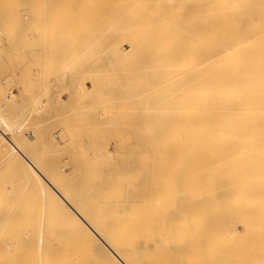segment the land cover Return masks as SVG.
Segmentation results:
<instances>
[{
    "label": "bare ground",
    "instance_id": "bare-ground-1",
    "mask_svg": "<svg viewBox=\"0 0 264 264\" xmlns=\"http://www.w3.org/2000/svg\"><path fill=\"white\" fill-rule=\"evenodd\" d=\"M0 1H3V0H0ZM31 1L29 0V3ZM35 1L37 3V1L39 0H35ZM76 1L77 0H73L74 3H72V0L71 1L69 0V3L66 4V2L63 3V0H61V2L60 0L59 2L58 0L57 2L55 0L52 5L56 6L57 4L58 5L66 4V6L69 5L68 7H70V5H72V7L75 5L76 8L77 7L79 8L80 6V8L84 7L86 9L87 8L92 9L94 7L95 10H99V12L103 11V13L105 12L104 10H106V13H108L110 9H111L110 11L117 9L118 12L120 13L118 14L119 17H117L116 16L117 14L115 15L114 12H112L114 14V15L112 14L113 20H111L110 16L108 15L111 22H108L110 21L109 19L105 18L107 20L106 22V20L103 21L102 18H100L101 21L98 20L99 23L94 21L95 23L91 24L92 22L91 21L90 24H88V27L89 25H92V27H94L92 28L90 26V28H92V29L89 28L90 34L94 31L95 28H96L94 31L95 33H96V30H97V33L99 31L102 33L101 37H100L101 34H99L100 32L98 34L97 33L95 34L94 37L96 38V40L95 38L94 39L91 38L92 40H94L93 47H91L92 40H90V42L88 40L89 44L87 45L88 46L90 45L88 47L84 44L86 39H82V42H80L81 41L79 39L80 37L78 38L80 41L78 39L75 40L72 38V40H74V43H76L75 41H79L78 42L79 46L85 40L83 43V46H81L82 52L85 47L91 48V49L95 47L97 51H98V47H100V51H101V48L103 47L102 49L105 50V45L108 46L106 48L108 50L109 46H111L112 44H114L115 46L119 44L118 40L123 39L122 43H124L123 45L124 47L123 48L121 47L123 51L120 49L117 50V48L121 46L122 43L121 45H117L118 47L117 46L116 48L114 47L116 51H119V52H116L113 49V47L110 48V50L113 49L111 53L114 51L116 52V55L114 58L115 60L112 58H109V59H112V61L118 62L119 61L118 59H120L122 56L124 57V55H126L127 53L131 54V57L134 56V51H135V54H137L135 55V57L138 56V58L136 57L137 58L136 60L134 57L132 58L135 61H133V65L131 64V66L129 67L130 68L133 67V70L136 71V74H134L135 72H132V70L130 69L131 74L134 76L136 75L135 76L136 79L135 77L133 78V76H131L132 79L131 78L130 79L131 80L134 79L133 82L135 80L137 81V82L135 81L137 84L134 82V84H136V86L134 87H137V89H134V90L135 91L137 90L136 92H138L139 96L134 90H133L134 92L132 93V91L128 89L129 91H131V93L129 91L128 92L131 94V100L137 101L136 99L140 97L139 98V100H141L140 107L141 106L142 107L141 108L138 107L140 109L137 110L136 109L137 107H135L137 104H135L136 102L133 101L132 107L133 108L135 107V108L134 109L132 108V110H135L134 111L135 115H138L139 113L138 111H140L139 115L142 114L141 116L142 118L139 116H136V117H139V119L141 118L142 122L139 121V119L138 121L141 123L136 122L137 118H135V116L133 115L134 112H131V110L129 112H131L132 114L128 113L129 115L127 116H130L132 118L131 115H133L135 119L134 118L132 119L135 120V122L132 121V119L127 116L121 115L123 116L122 117L123 120L125 117L129 118L128 120L126 119L128 121L127 123L126 121H123L122 119L120 120L121 118L119 117L120 115L118 116L119 118L117 117V114H118L117 109L121 108V110L124 111L129 107L127 105H126L127 108L123 107L124 109H122V107L120 106L118 107L114 103L115 106H117L118 108L117 109L114 108L115 111L114 109L112 110H113V114L114 112L117 113L115 115L118 118V119L116 118L117 122L119 120V121H123V123L125 122L126 124L130 123V126H133L132 124L136 126L135 129H132V127L130 126L128 127L129 124L126 126V124L124 123L125 126L131 130V132H129V129H126L129 132L128 134L133 138V140L135 139V137L139 139L137 143H139L138 144L139 146L140 144H142L143 146L141 145L140 148L145 151V152L142 151L139 148V146L138 147L136 146L137 152L133 149L134 155L129 154L131 158V159L129 158L130 161L131 162L135 161L137 165L135 162L134 164H132L131 162L127 163L126 161H129V160H126V158H124L125 160H123L128 165L129 168L128 167L127 168L129 170L131 167L133 168L137 167V169L141 167L140 168L141 170H138L139 172L141 171V174L140 173L138 174L140 175L139 180H141V181L138 180L140 182V185L137 187L138 183H136L135 185L136 188H133L137 192L132 190V188H130L131 183L128 185L129 182H127L129 178L134 177L132 173L136 174V171H137L136 169L135 170L133 169L135 171L134 172L131 168V171H133V172L130 171L132 176L130 175V172L128 170L130 177L129 175L126 174L127 168H126V171L124 169L125 175L127 177H125L126 181H125V178H123L124 181H122V182H127L126 186L130 188L129 189L130 195L132 193L130 190H132L133 193H138V191L139 193L136 194L135 196L132 193L133 198H130L131 196H129V193L128 194L125 193L127 197L128 196L129 197L128 198L124 197L125 201H123L124 200V198H122L123 195L122 197L120 196L118 188L123 189L124 187L122 186L124 183H121V179L122 177H124V175L122 176L121 173L123 172L122 168H125L124 167L125 162L123 163L122 167L118 166L119 164L121 166V163H117L118 164L117 166L116 164H113L115 165V167L114 168L112 167V168L115 169L114 170L115 172L117 171L116 169H118L116 167L120 168L118 169L119 173L118 171L116 173L121 174L122 177L121 176H120L121 178L118 177L119 175L117 176L116 174H113L114 171H112L111 174L115 176L112 175L113 178H111L112 176L110 177L112 179V185H111V182H109L110 181V178H109V181H108V183L110 184L109 185L106 182L108 179H105V181L103 179L105 177L108 178L110 174L108 177L106 174V176H103L104 178H102V175H101V178L103 180V181L101 180L102 183L105 182L103 184L104 185L103 191H105V189L108 190L112 186L110 188L111 190L109 189V191L112 192V188L114 187L113 192H112L114 193V191H116L115 187H117V192L119 194L115 192L113 195L115 196L119 195L116 198L124 202V203L122 202L123 203L122 204L121 202H119V200H117V203L119 205L120 203L124 205L127 202V200H129V198L130 200L127 202L128 205L126 203V205L123 206L124 210L123 212H121V214L120 213L118 214V212L114 211L115 213H117L114 217L118 215V217L116 218L117 220H115L112 217V215L111 217L113 219L111 217H109V219L114 220V221H110L106 218L97 220V218L99 217L101 218L104 216L105 217L110 216V213L106 211V208H108V203L112 204L113 200L116 201L115 200L116 198H113L111 202L110 200L112 199V197H115V196L111 195L109 191H105L104 193L100 189V187L102 188V183L99 180V177H98V181L100 182L95 181V184H93L94 182L91 181L94 186L97 185L96 182L99 183L98 187L95 186L96 188H94V186L92 184H91L92 186L88 184L87 181L85 182V180L83 181L80 180L81 176L78 177L77 175V177L79 178L77 179L78 181L77 184L80 183L81 181L83 182V183L81 182L82 184L81 186L83 187L79 186V188L81 187V190L78 189V185L76 186L77 188L75 187V189H78L77 191H80L79 193H81L80 194L81 196L79 195L82 198V199L80 198L81 200H84L87 198L89 199V201L91 200L90 202H93L92 199L94 197L92 198V195H91L92 193H90L91 190L90 188H88L90 186L94 189V190L92 189V192H94L93 195L96 194L95 196L96 198H94V201L96 202V204H97V201L99 200V199L97 200V195L100 196L99 192H101V196H104V197H98L100 198V200L101 198H103L101 201L105 199L110 201V202L108 201V203L104 201L106 205H103V206L101 205L103 204V202L100 204L101 201H98L99 204L97 205L95 204V207H94L93 205L94 202L91 205V203L88 200H85L86 202L88 201L90 203L89 204L87 202L89 204V207L90 205L92 208L94 207L93 209L91 207L89 209V207L87 206L88 208L87 211L90 212L87 215L86 213L87 211H85L86 208H84L86 205L85 206L83 205L85 204V202L79 200L83 202L80 204H82V206L84 207H82L80 204H79V207L78 206L74 207L79 202L75 200V198H78L77 196L73 197L71 195L72 193L73 195L76 194V190L71 193L72 191L71 189H73V184L76 185L75 183L76 181L73 182V184H71L72 183L71 181L76 180L75 178L76 174L72 176V172L68 170L63 174L62 173L60 174L61 165L60 166L58 165L59 167L56 165L57 169L60 168L59 170H57L56 166L54 165V169H56L57 171L54 169L50 171L51 174L53 170L55 171V172L53 171L54 176L52 175L54 178L51 175H47L50 172L47 173L46 170H45L46 172L44 171L42 172V170L40 169L41 167L39 168L38 165L33 161L34 159L30 158L31 155L28 154L29 151H26L25 149L26 144H23V142L25 141L22 140L23 142H21V140L19 141L17 139V138L22 139L19 133H21L22 129H24L23 128L24 126L21 128L23 124L20 126L21 131L18 132V130H16V127H15L16 125L14 126V124H12L10 120L7 119L10 117H5L3 115L4 114L3 111H0V147L1 149L4 152L8 153L10 156H13V158L15 157L19 159L17 160V162L23 161L24 163L27 164L26 167L23 166V168L25 167V174L30 177L28 178L30 179L31 182H33L37 186H41L42 188L41 191L43 192L42 195L44 196L42 197V199L45 198L44 199L45 202L47 200L48 204H50V207L52 209L54 208L53 210H54L55 215L58 214L61 217L63 216L65 218L68 216V218H70L73 221L72 225L74 224L73 227L75 226V229H76L74 230L82 232L89 239V243H90L89 245L92 248V249L91 248L89 249H91L92 255L98 264H264V0H120V1L116 0L112 2H110L109 0L108 1L107 0L105 1L104 0L103 1L102 0L101 1L100 0L99 1L98 0H85V1L78 0L79 2L78 1L76 2ZM4 2H5V5L8 4L6 0H4ZM50 2L51 0H48V2L45 0H42V6L51 4ZM12 3L10 2L7 5L8 7L3 5L4 4L3 3L2 4L3 7L1 6L0 7L1 9L2 8L4 9L6 7L5 8L6 10L13 11L14 10L13 7L16 10L17 5H20L19 0L17 2L15 0V2L13 3V4L16 3V7L15 5L13 6ZM38 3L36 6L37 8L39 7L40 9L41 1H39ZM35 5H33V7ZM9 6H11L10 9H8ZM55 6L53 8H55ZM57 8L58 7H56L55 9L56 12H57ZM98 8H102L103 10L98 9ZM66 10L67 12L69 11L68 9ZM75 10L73 9V11ZM92 10L94 11V9ZM117 10H115V12H117ZM46 13L45 14L47 16H45L44 14L45 18L50 17L48 20L54 19V21H51V22H55L56 18L58 19V15L56 17V14H55L56 18L53 16L54 13L52 12V10H51V13L53 15H51L49 12H46ZM71 13H72V10H71ZM93 13L94 12H92V15ZM48 14H50V16ZM87 14H89V12H87ZM84 15L85 14H83V16ZM70 17L69 19H71ZM114 17H117V18L114 19ZM45 18L44 20H46V23H47L48 20L47 18L46 19ZM73 18L74 20L73 19L71 20L75 22V16ZM90 18H92V16ZM85 20H87V18ZM66 21H68V24L71 25V23H69V20H66ZM56 22L58 23L59 19ZM84 22L85 21H83L82 23ZM48 23L46 25H48ZM87 23H89V21ZM43 24L45 25V23ZM39 25L40 24L38 23V25L36 26H39ZM54 25L56 26V23ZM54 25H51V26L54 27ZM57 25H59V23ZM74 25H77V23ZM48 26L51 29L50 24ZM74 27L76 28V26ZM45 29L43 28L44 31L50 32V30L48 31V28H45ZM73 31H76V30H73ZM38 33H40V31ZM88 33L85 34V36L89 35ZM83 35L84 34H82V36ZM100 41L101 43L103 44L105 43V44L102 46L100 44ZM65 44L67 43L65 42ZM76 44L74 45V49H76L75 48ZM76 47L78 49L80 48L78 46ZM94 49L91 50L93 51L92 58L100 54V52L98 53L95 50L97 52V55H96V52H94ZM89 50L90 49H88L87 56L90 52ZM131 50L132 51L134 50L133 54L131 53ZM120 51H122V53L124 54L120 53ZM82 52H81V56L84 55V52H83V55H82ZM62 53H65V52L63 51ZM70 53H74V51L71 52L70 50ZM77 54H80V50H79V53ZM108 55H112V54H108ZM70 56L72 57L71 54ZM70 56L68 55L69 58ZM81 56H80L79 61L81 60L85 62L86 65L83 64V66L82 67L80 66L81 68H79L78 70L83 69L85 71L86 70L85 67L88 64L87 62L88 60L84 61L83 59H81ZM112 56L114 57V55ZM116 56L118 58L117 59L118 61L116 60ZM86 57H83V58H86ZM106 57H105V61H104V57L101 58L103 59V61H101L100 57H99L100 60L97 58L96 61L98 62L100 61V63L104 62L103 65L106 66V63L107 62L110 63L109 61H111L108 59L109 56L107 58ZM126 57L130 59L129 55L125 56L124 59H127ZM72 59H74V57H72ZM86 59H89L90 62L92 61L91 63L93 64L94 61L90 59V56H88ZM106 59H108V61ZM128 59H127L128 64L126 63V65H129L132 62V60H128ZM75 61L74 63L71 62L70 64L74 65ZM98 62H95V63L101 66ZM125 62L126 61H124V63ZM95 63L93 64L94 66H95ZM77 65L79 67V65H81L80 62ZM77 65L75 66L77 67ZM98 65L95 66L96 67L95 69L97 70H98L97 67H99ZM117 65H120V67L122 66L121 63H118ZM75 66H73L71 69L73 70ZM108 66L110 67L109 64ZM89 67L90 69L87 68V70L88 69L91 70L93 66L91 65ZM101 69H103V66ZM101 69L99 71H101ZM106 69L107 67H105V71ZM111 70L114 71V68H112ZM124 70L126 69L124 68ZM75 71H76L75 73L78 76L77 70ZM84 71H82V74H81L82 80H84V76L86 75L84 74L86 73ZM92 71H94V68ZM92 71H91V74L94 73L96 70L94 72ZM103 71L104 70H102L101 72ZM75 73H74V78H78V77H75L76 75ZM95 73H98V72H95ZM105 73L106 72H104L103 74ZM60 74L62 73L60 72ZM88 74L90 73L88 72ZM105 75H107V73ZM90 76H87V78ZM96 76H97L96 74L94 75V77L91 76L92 78H90V80H91V85L96 86L98 89L99 88L98 86L100 85L98 86L96 85L98 83ZM126 76H129V75H126ZM57 77L55 81L58 79ZM62 78L64 79L63 84L65 85V83H67V81L65 80L66 78L64 77ZM119 80L117 81L119 82ZM123 80L120 81L123 87L126 85L130 87L133 84L131 82L130 83L127 82L126 80L125 81L127 83H123L124 82ZM114 82L112 84H114ZM109 83H110V80H109ZM109 83L106 82L105 84H108L110 86ZM105 84H103V86ZM118 86L120 87L121 84ZM115 87L111 86L110 88L113 89ZM123 87L121 86L119 89H122ZM84 89H86V87H84ZM114 90L115 89L113 90L110 89V92L108 91L109 95L111 91L114 92ZM102 91L104 92V89H102ZM106 91L104 93L105 96L107 95ZM94 93H95V90H94ZM116 93L117 92H115V94ZM134 93H136L138 98L137 97L136 98L133 97L134 99L132 98V94L135 95ZM88 94H89V91H88ZM118 96H116L115 98L116 100H120L121 102L122 99H119L121 98V96L117 99ZM125 96H127V94ZM125 96H123L124 100L126 98ZM88 97H89L88 99H90L91 96H88ZM99 99H101V97ZM128 99L129 100H126V102L130 101V98ZM77 101H78V98H77ZM112 102L113 101L110 99H108L107 101V103L109 104H112ZM120 102L118 103L119 105L124 104L125 106L126 102L124 103L123 100H122L123 103L120 104ZM138 102L140 103V101ZM107 103H105V105ZM78 104L80 105V103ZM81 104H83V102ZM96 106H99V104ZM106 106H103V107H106ZM103 107L101 106V108L104 110ZM98 108L99 107L94 108V110L96 112L100 111L98 110ZM129 108L131 109V107ZM107 109L108 108H106L105 113L108 112ZM110 109L111 107L109 108V110ZM78 111H82V110L79 109ZM92 111L88 110V112H90L88 113V115H91ZM111 112L112 111L110 110V114H112ZM119 112H121L120 109H119ZM85 113L84 115L86 117ZM93 114L95 113L93 112ZM97 115L99 116V114ZM104 115H107V114H104ZM112 116L108 115V116H105V118L107 117L112 118ZM89 117L90 116L87 117L88 121L90 119ZM81 118H83V115L81 116ZM100 119L104 120L103 117ZM116 119L114 120L116 121ZM130 119L132 122L131 121L129 122ZM78 120L79 122L81 121V119H78ZM97 121L99 122L100 120H97ZM100 122L103 124L104 121L103 122L100 121ZM135 123L139 124V126L141 124V126L138 128H142V129H137L138 125H135ZM76 124L72 127H75ZM111 124H113V122ZM111 124L109 122V125ZM116 124H119V122ZM149 124H151V126L152 124H154L155 128L157 126L156 130H154L156 133L153 131V129H151L153 127H150ZM80 125L83 126L84 124L81 123ZM91 125L93 127L92 123ZM120 125L119 127H121ZM144 125H147L150 127L151 130L149 129V127H147L148 129L146 128L147 130H150L148 133H146L147 130L145 131L146 126ZM81 127L79 126V128ZM98 127L101 128L102 126H97L96 128ZM90 128L88 127L87 130ZM107 128L111 129L110 126L106 127L105 129ZM122 128H125V127H122ZM136 129L137 131L143 130L144 131L143 135L145 133L149 134V137L148 135L146 136L145 134V136L148 137L147 139H150L152 135H154L153 137L155 138V140H152L153 138L152 137L150 140H148V143H146L147 139L143 138L144 136L141 135L142 131H139L138 133H136L137 132ZM78 130L79 129L75 131H78ZM132 130H133V133L136 134L134 135L135 137L132 136L133 135ZM15 131H17V134L19 135L17 137V135L15 136V134H13L14 137H17L16 140L12 136L11 137L7 136L9 133L11 134L12 132L15 133ZM109 131L110 130H108L107 132ZM151 131H153L154 134L151 135L152 133ZM81 132H82V129L81 131H78V133L83 135L82 134L83 132L82 133ZM89 132L92 133V131H89ZM98 132H101V130H99ZM120 132L121 130H118V133ZM101 133H105V132H101ZM118 133L116 131L117 135ZM88 134H86V136ZM98 134L100 136V133ZM98 134H96L97 137H98ZM128 134H127L128 137L126 136V134H123V135L127 137V140L129 142L131 138H129L130 136ZM137 134H139L138 135L139 137H137ZM155 134L157 135L155 136ZM46 135H48V133ZM71 137H73V134H71ZM104 137H105V134H104ZM120 137L122 138L123 136H120ZM141 137L143 140L141 139ZM75 138L76 139H74L73 137L74 139L73 143L74 142L75 143L72 145L77 144L76 140L78 137L76 136ZM88 139H91V138H88ZM137 139L135 141H137ZM122 140L124 141V139ZM151 140L152 142H150ZM52 142L58 143L56 138H54ZM106 142H108V140H106ZM132 142L134 141L130 140V142L128 143V145H131L130 147L127 145L128 149L131 147H134L132 146L133 145ZM137 143L135 144L137 145ZM87 144H89L88 145L89 147L90 143L87 142ZM24 145L25 147H23ZM116 145L119 146V143L115 144V146ZM127 146L125 145L123 147L122 145V150H124ZM69 147H72V146H69ZM100 148H104V147H100ZM138 148L143 153H145V154H140V155H143V156L146 155V156H144L143 158L142 156L138 157L137 155H139L140 153V150ZM151 148L152 150L153 148L156 149L152 151L156 153V155L154 154L152 156L149 153L150 154L149 156V154H147V151H148L147 149H151ZM83 149H85V147H83ZM87 149L89 150V148ZM90 149H92V147ZM118 149H120V146ZM103 150L104 149H102V151ZM130 150L125 149V151H128V152H125L126 157L128 156L126 153H129ZM78 151L80 152L81 150H77L75 152L76 155H78L77 154ZM84 151H86L85 153H87L86 149L83 150V152ZM81 152L79 153V157H80ZM96 152L98 153V151ZM136 153L138 154L135 155ZM99 156H102V154ZM103 156H105V154ZM132 156H135V157L137 156L138 158L134 157V161H132L133 159ZM97 158L99 159L100 157H97ZM97 158L96 159L94 158V159L97 161ZM139 158L140 159L142 158L141 160L144 159L143 162L145 163H143V165H140L138 167V165L140 164ZM75 159H78V158H75ZM83 159H85V157ZM83 159L81 160L79 159L81 163ZM137 159L139 161H137ZM90 160H93V159H90ZM14 161H16V159ZM86 161L84 162L87 165L88 164L87 162L89 161L87 162ZM103 161L100 160L101 164ZM121 161L122 160H120V162ZM149 161H152V162H149ZM92 162L91 164H94V166L95 165L97 166V164L92 163ZM24 163L21 162L19 164L23 165ZM77 163H79V161ZM91 166L88 165L87 167L91 168ZM109 166L111 167L112 163L111 165L109 163ZM52 167H50V169ZM73 168L70 167V169H73ZM82 168L85 169L84 167ZM101 168H104V166ZM113 169H110V170H113ZM106 171L108 172V169ZM106 171L104 172L107 173ZM69 173H71V178L74 177L72 180L71 178H69L70 175L68 176ZM55 174H57L58 176L57 175L55 176ZM64 174L65 175L67 174L68 176L67 178H69V181L66 178V176H64V179H66L67 181L63 179V176L61 175H64ZM91 174L89 172V175H85V179L86 177L89 179L90 178L89 176H91ZM93 174H95V172ZM97 174H101V173H97ZM79 175H84V174L82 173ZM97 176H100V175L94 176V179L96 178L97 180ZM58 177H61L60 182H59ZM115 177H118V179H120V184H122L121 185L122 187H119L120 185L118 183L119 182L118 179H115L116 181L114 180L115 183L113 184L114 182L113 179ZM32 178L34 179L35 182L33 181ZM55 178H57V180H55ZM92 178L93 177H91V179ZM62 180L66 181L65 189L70 188L68 186L69 184L70 186L72 185V188H70L71 191L70 190L66 191L65 189L64 191L62 190L63 188L61 190L59 189L60 187L59 185H61V187H63L64 185V182ZM56 181L59 183L63 182V185L62 184L58 185ZM134 181L135 179L133 178V182ZM68 182L69 184L66 187V184ZM84 183H87L89 186L86 184L88 186L87 187ZM89 183H90V180H89ZM83 184L87 187L88 191H90L89 192L90 196H87V197L84 196L86 197L84 199H83V193L84 195H86L84 192L86 188L84 190L82 189L85 187ZM97 188H99L98 191L97 190L95 191V189ZM122 189L121 191L123 192L120 191L121 194H124V192H127ZM108 192L111 195V199H110V195H108ZM105 194H107L108 196H106ZM106 197H109V199H107ZM120 197L122 199H120ZM73 200L77 203L73 202ZM113 203L114 204H112V206L113 208H115L114 205L116 204L115 206H117L118 204L116 202H113ZM98 205H101L100 208L101 207L102 208L99 209L98 214H96L97 213L96 206ZM122 205L120 206V208L116 207L118 208V211L119 209H121ZM102 209L107 214L102 212L101 211ZM93 210H96V211H93ZM100 212L102 213V216ZM91 213H94L95 215L93 214L94 216H92ZM90 214L94 218V219L92 218L93 220L90 219ZM104 214H106L107 216ZM70 229L71 228H69V230ZM69 230L68 232H70ZM47 235L44 234V236H47ZM83 245H85V243H83ZM44 264H51V263L45 262ZM56 264H63V263H56Z\"/></svg>",
    "mask_w": 264,
    "mask_h": 264
},
{
    "label": "rangeland",
    "instance_id": "rangeland-1",
    "mask_svg": "<svg viewBox=\"0 0 264 264\" xmlns=\"http://www.w3.org/2000/svg\"><path fill=\"white\" fill-rule=\"evenodd\" d=\"M18 0H16V2H17ZM20 1V5H17V9L15 10V8L13 7V11L12 10H10V11H8V10H6L5 8L3 9H1V7H3L2 6V4L3 5H5V2H4V0L3 1H0L1 3H0V108H2V109H0V111H3L4 112V116L5 117H10V118H7L8 120H10V122L12 123V124H14V126L16 127V130H18V132L19 131H21L20 129L23 127L24 129H22V131H21V133H19V135H20V137L22 138V139H20V138H17L19 135L17 134V131H15V133H13L12 132V134L11 133H9L7 136L8 137H14V135L13 134H15V136L17 135V137H14L15 138V140H16V138L20 141L21 140V142H23V141H25V142H23V144H26V151H29L28 152V154H30L31 156H33V157H31L30 156V158H32V159H34L33 161L38 165V167L42 170V172L44 171V172H46L47 171V173L48 172H50L52 169H54V165L56 166H60V168H61V172H60V174L62 173H65L67 170L68 171H70V172H72V176L73 175H75L76 174V176H75V178H76V180H72L73 178H71V173H69L68 174V176H69V178H71V184H73V182H75L76 183V185L75 184H73V189H71L70 190V188H72V185L70 186V184H69V182L66 184V187H67V185L70 187L69 189H65V182L67 181L66 179H64V176H66V178L68 177L67 176V174L65 175H61V176H63V179L64 180H66V181H64V180H62L63 182H64V185H63V182H61V183H59L60 182V178L61 177H58V179H59V182H57V184L59 185V184H62L63 185V187H61V185H59L60 187H59V189L61 190L62 188V190H70L71 191V193L73 192V191H75L76 190V194L75 195H73V193L71 194L73 197L74 196H77L78 198H75V200H77V201H79V200H81L82 198L80 197L81 195V193H79L80 191H77L78 189L79 190H81V187H83V186H81L82 184H81V182L83 181V180H85V182L87 181V183L88 184H92V182L91 181H93L94 183L93 184H95V181H98V177H99V180L101 181L102 180V178H104L103 176H106V174H107V177L109 176V174H110V176L108 177V178H104L103 180L105 181V179H108L106 182L108 183V181H109V178L113 175V174H116L118 177H120L121 176V174H122V176L124 175V177H122V179H121V183H124L123 185L122 184H120V179H118V177H115L114 179H113V181L115 180V179H118L119 180V185H117V186H119V187H122V186H124L125 187V189H124V187H123V189L122 188H118L119 189V193H120V196L122 197V195H123V197L122 198H124V197H126V198H128L129 196H131L130 198H133V194H134V196L136 195V194H138L139 193V191H138V193H133V191L132 190H134L133 188H136V183H138V185H137V187L140 185V182L139 181H141V180H139V178H140V175H138L139 173L141 174V171L139 172L138 170H141L140 168L141 167H139L140 165H143V163H145V162H143V160H141L144 156H146V155H140V154H145V153H143L142 151H144V150H142L141 148H140V146L142 145V144H140V146L138 145L139 143H137L138 142V140L139 139H137L134 135H136L135 133H133V130H132V133H133V135L132 136H134L135 137V139L133 140V138L128 134L129 132H131V130L129 129V128H127L126 126L128 125V127L130 126V123H128V124H126L128 121V119L129 118H131L130 116H127V115H129L131 112H134L135 110H132V106H133V104H132V102L134 101V100H131V91H132V93L135 91L134 89H137V87H134V86H136V84H134V82H133V80H131L132 79V77L131 76H133V78L136 76H134V75H132L131 74V70H132V72H135L134 74H136V71L135 70H133V67H129V66H131V64L133 65V61H135L137 58H138V56H136L135 57V55H137V54H135V51H134V56H132L131 57V54H129V53H127L126 55H124V57L122 56H120L121 58L120 59H118L117 58V56H116V60L118 61V62H115V61H112V59H114L115 58V55H116V52H119V51H116V46L117 45H121V43L123 42V39H120V40H118L119 41V44H117V45H115L114 46V44H112L111 46H109V48H108V50L106 49L108 46H106L105 45V50H107V51H105V50H103L102 48H101V51H100V47H98V51L96 50V48L94 49V52H100V54L98 55V56H96V57H94V58H92L93 56H92V54H93V51H91V50H93V49H91V48H87V47H85L84 48V50H83V52H84V55H83V52H82V47L81 46H83V43H84V41H83V43L79 46L78 44V42L80 41V42H82V39H86V41H85V45L86 46H88L87 44H89V42H90V40H92V39H94L95 37V34L97 33V30H96V33L94 32L95 31V29H94V31L90 34V29H92V28H94V27H92V25H89V27H88V24H90V22H91V24H93V23H95V22H98V20L99 21H101L100 20V18H102V20L104 21V20H106V19H109V17H108V15L110 16V19L111 20H113L112 18H113V16H112V12H114V14L117 16V17H119L118 16V14H120L119 12H118V10L117 9H114V8H112V9H114V10H112V11H108V13H106V10H104L105 12L103 13V11H101V12H99V10H95V8L93 7L92 9H94V11L92 10V9H86V8H80V6H79V8L77 7L76 8V6H75V8H74V6L72 7V5H70V7H68L69 5H67L66 6V4H68L69 3V0H63V3H65L66 2V4L65 5H63V4H61V5H52L53 4V2L55 1V0H51V4H48V5H43L42 6V0H39V1H41V4H40V9H39V7L37 8V3L39 2V1H37V3H36V1L34 0V2H33V0L29 3V0H19ZM27 1H28V3L30 4H28L27 3ZM45 1H47L48 2V0H45ZM71 1V0H70ZM78 1V0H77ZM76 1V2H77ZM80 1V0H79ZM78 1V2H79ZM85 1V0H84ZM99 1V0H98ZM101 1V0H100ZM103 1V0H102ZM105 1V0H104ZM108 1V0H107ZM110 2H112V1H116V0H109ZM120 1V0H119ZM3 2V3H2ZM6 2L9 4L10 2L12 3H14L15 2V0H6ZM33 2V3H32ZM56 2H57V0H56ZM58 2H59V0H58ZM60 2H61V0H60ZM12 3V4H13ZM22 3V4H21ZM27 3V4H26ZM31 3H32V5H31ZM35 3H36V5H35ZM72 3H74L73 2V0H72ZM7 4V5H8ZM18 4V3H17ZM54 4H56V3H54ZM70 4H71V2H70ZM7 5H5V6H7ZM15 5V7H16V3L15 4H13V6ZM33 5H35L34 7H33ZM38 5H39V3H38ZM44 6H46V7H44ZM51 6H52V8H51ZM55 6V8H53ZM64 6V7H63ZM8 7V6H7ZM10 7L11 6H9V8L8 9H10ZM20 8V10H19V8ZM56 7H58L57 8V12H56ZM68 7V8H67ZM42 8H43V10H42ZM46 8V9H45ZM68 9L69 11V14H68V12H67V10L66 9ZM47 9H48V11H47ZM50 9V10H49ZM58 9H60V10H58ZM63 9H65V10H63ZM73 9L76 11H73ZM80 10V12H79V10ZM85 11H84V10ZM98 9H102V8H98ZM51 10H52V12L54 13V12H56V13H54V15L51 13ZM54 10V11H53ZM71 10H72V13H71ZM83 10V11H82ZM103 10V9H102ZM108 10V9H107ZM115 10H117V12H115ZM62 11V12H61ZM79 13H78V12ZM94 12L93 13V15H92V12ZM35 14H34V13ZM46 12H49L51 15H53L54 17H55V14H56V17H57V15H58V19H59V25H57L58 23L56 22L58 19L56 18L55 20V22H51V21H54V19L52 20H48L50 17H46L47 18V23H48V25L50 24V26L51 25H54L55 23H56V26L54 25V27L53 26H51V29H52V31H51V29H50V27L48 26V25H46L47 23H46V20H44V18H45V16H47L46 14ZM64 12V13H63ZM75 12V13H74ZM87 12H89V14H87ZM41 13V14H40ZM46 13V14H45ZM71 13V14H70ZM91 13V14H90ZM98 13V14H97ZM100 13V14H99ZM44 14H45V16H44ZM50 14H48L49 16H50ZM76 14V15H75ZM83 14H85L84 16H83ZM95 14V15H94ZM113 14V15H114ZM34 16V17H32V16ZM72 15V16H71ZM75 16V22L73 21L74 20V16ZM78 15H79V17H78ZM71 16V17H70ZM87 16V17H86ZM92 16V18H90V17ZM94 16V17H93ZM100 16V17H99ZM36 17V18H35ZM52 17V16H51ZM53 17V18H54ZM69 17L71 18V19H73V20H71V19H69ZM81 20H79L78 18ZM82 17V18H81ZM84 17H86L87 18V20H85L86 18H84ZM117 17H114V19L115 18H117ZM121 17V16H120ZM32 18V19H31ZM45 18V19H46ZM61 18V19H60ZM99 18V19H98ZM106 18V19H105ZM31 19V20H30ZM39 19V20H38ZM83 19V20H82ZM89 19V20H88ZM95 19V20H94ZM97 19V20H96ZM109 19V20H110ZM66 20H69V23H71V25L70 24H68V21H66ZM79 20V21H78ZM111 20L110 21H108V22H111ZM37 21H38V23L40 24L39 26H36V25H38V23H37ZM76 21H78V22H76ZM83 21H85L84 23H82ZM89 21V23H87V22ZM95 21V22H94ZM34 22V23H33ZM36 22V23H35ZM106 22H107V20H106ZM43 23H45V25L43 24ZM72 23H74V24H76L77 23V25H74V24H72ZM78 23H79V25H81V26H79L78 25ZM80 23H82V24H80ZM85 23H86V25H85ZM99 23V22H98ZM44 26H43V25ZM68 24V25H67ZM73 26V27H72ZM74 26H76V28L74 27ZM84 26V27H83ZM87 27V29H86V27ZM90 26L92 27V28H90ZM33 27V28H32ZM40 27V28H39ZM60 27V28H59ZM43 28L45 29V28H48V31L50 30V32H46V31H44L43 30ZM81 28V29H80ZM90 28V29H89ZM30 29V30H29ZM33 29V30H32ZM62 29V30H61ZM76 30V31H73V30ZM80 29V30H79ZM85 31H84V30ZM98 29H100V28H98ZM38 30V31H37ZM13 31V32H12ZM40 31V33H38ZM66 31V32H65ZM84 31V32H83ZM99 31V30H98ZM37 32V33H36ZM44 32H45V34H44ZM80 32V33H79ZM89 32V33H88ZM100 32V31H99ZM98 32V33H99ZM62 33V34H61ZM89 34V35H86L85 36V34ZM97 33V34H98ZM11 34V35H10ZM43 34V35H42ZM71 34V35H70ZM79 34V35H78ZM82 34H84L83 36H82ZM93 34V35H92ZM99 34H101L100 35V37L102 36V33L100 32ZM48 35H49V37H48ZM51 35V36H50ZM68 35V36H67ZM47 36V37H46ZM61 36V37H60ZM67 36V37H66ZM85 36V37H84ZM98 36V35H97ZM36 37V38H35ZM75 37H77V38H75ZM80 37V38H79ZM82 37V38H81ZM84 37V38H83ZM87 37V38H86ZM3 38V39H2ZM64 38H66V39H64ZM72 38L73 39H75V40H77L78 38L80 39H78L79 41H75L76 43H74V40H72ZM92 38V39H91ZM98 38V37H97ZM58 39V40H57ZM69 39V40H68ZM66 40V41H65ZM88 40H89V42H88ZM95 40H96V38H95ZM62 41V42H61ZM117 41V40H116ZM117 41V42H118ZM58 42V43H57ZM65 42L67 43V44H65ZM116 42V43H117ZM24 43V44H23ZM52 43V44H51ZM60 43V44H59ZM64 43V44H63ZM68 43H70V44H68ZM73 43V44H72ZM94 43V40H92V42H91V47H93V44ZM98 43V42H97ZM96 43V44H97ZM115 43V42H114ZM76 44V46H78V47H80L79 49L75 46V48L76 49H74V45ZM99 44V43H98ZM97 44V45H98ZM100 44L103 46L104 44L103 43H101V41H100ZM50 45V46H49ZM67 45V46H66ZM124 45V43H122V45L121 46H117L118 48H117V50H122V48L124 47L123 46ZM73 46V47H72ZM90 46V45H89ZM88 46V47H89ZM100 46V45H99ZM36 47V48H35ZM62 49H61V48ZM65 47H67V48H65ZM113 47V49L116 51V52H112L111 53V51L113 50V49H111L110 50V48H112ZM115 47V48H114ZM122 47V48H121ZM64 48V49H63ZM69 48V49H68ZM13 49V50H12ZM24 49V50H23ZM72 49H74V50H72ZM87 49V50H86ZM88 49H90L89 51V54H88V56H90V59H92L94 62H93V64L95 63V62H98V61H96L97 60V58L99 59V57H100V59L101 58H103L104 57V61H105V57L107 56H109L108 57V59L109 58H112V59H109V60H111V61H109L110 63H108L107 61H108V59H106L107 61V63L110 65V67L108 66V64L106 63V66H104L103 65V63L101 62L100 63V61L98 62L101 66H99L97 63H95V66H99V67H97L98 68V70L97 69H95L96 67L89 61V59H86L88 56H87V52H88ZM41 50V51H40ZM47 50V51H46ZM57 50V51H56ZM62 50V51H61ZM70 50H71V52H73L74 51V53H70ZM76 50H78V51H76ZM79 50H80V54H77V53H79ZM96 50V51H95ZM17 52V53H15V52ZM31 51V52H30ZM39 51V52H38ZM65 52V53H62V52ZM69 51V52H68ZM85 51H86V53H85ZM102 51H104V52H102ZM109 51V52H108ZM123 51V50H122ZM122 51H120V53H122ZM133 51L131 50V53L133 54ZM59 52V53H58ZM81 52H82V55L83 56H81ZM97 52H96V55H97ZM103 53V55H102V53ZM106 52H107V54H106ZM44 53V54H43ZM72 55V57H74V59L76 60H74V59H72V57L70 56V54ZM115 53V54H114ZM120 53H118V54H120ZM78 55V56H76V55ZM85 54H86V56H85ZM108 54H112V55H114V57L112 56V55H108ZM117 54V55H118ZM122 54H124V53H122ZM122 54H120V55H122ZM67 55V56H66ZM68 55L70 56V58L68 57ZM73 55H75V56H73ZM94 55H95V53H94ZM100 55H102V56H100ZM106 55V56H105ZM127 55H129L130 56V59H128V57H126L128 60H132V62L131 61H129V62H131L129 65H126V63L128 64V62H127V59H124L125 58V56H127ZM80 56H81V59H83L84 61H86V60H88L87 62H88V64H87V66L85 67L86 68V70L84 71L83 69H80V70H78L79 68H81L82 66H83V64H85L86 65V63L85 62H83V61H79V59H80ZM42 57V58H41ZM67 57V58H66ZM77 57V58H76ZM83 57H86V58H83ZM106 57V58H107ZM119 57V56H118ZM135 58V60L134 59H132V58ZM64 58H66V59H64ZM72 60V61H70V60ZM99 59V60H100ZM115 60V59H114ZM21 61H23V62H21ZM53 61V62H52ZM74 61H75V64L73 65V66H75V65H77V64H79V62H80V64L81 65H79V67H78V65H77V67L75 66L74 68H75V70H77V72H78V76H77V74L75 73L76 71L74 70V68H73V70L71 69L73 66L70 64L71 62H73L74 63ZM101 61H103V59H101ZM122 61V62H121ZM124 61H126L125 63H124ZM77 62V63H76ZM89 62H90V64H89ZM111 62H112V64H111ZM114 62V63H113ZM115 63H116V65L118 64V63H121L122 64V66L120 67V65H115ZM124 64H125V66H124ZM93 66L92 68H91V70H89L90 69V67L89 66ZM71 66V67H70ZM81 66V67H80ZM102 66H103V69H101L102 68ZM112 66H114V67H112ZM116 66V67H115ZM60 67V68H59ZM62 67V68H61ZM70 67V68H69ZM105 67H107V69H106V71H105ZM128 67V68H127ZM84 68V69H85ZM87 68H89L88 70H87ZM93 68H94V71L95 72H98V73H95L94 71H92L93 70ZM101 69V71L102 70H104L103 72H101V71H99L100 69ZM112 68H114V71H112L111 69ZM118 68V69H117ZM119 68H120V70H119ZM124 68L126 69V70H124ZM62 69V70H61ZM66 69V70H65ZM69 69V70H68ZM71 69V70H70ZM131 69V70H130ZM108 70V71H107ZM69 71V72H68ZM82 71H84V72H86V73H84V74H86L87 76H93L94 77V75L96 74L97 76V82L99 83H97L96 85L98 86V85H100V86H98L99 88L97 89V87L96 86H94V85H91V80H90V78H92L91 76L90 77H88L87 78V76L85 75L84 76V74H83V76H84V80H82V76H81V74H82ZM91 71L92 72H94V73H92L91 74ZM112 71V72H111ZM117 72V74H116V72ZM128 71H130V72H128ZM60 72L62 73V74H60ZM88 72L90 73V74H88ZM100 72H101V74H100ZM104 72H106L107 73V75H105V74H103ZM109 72V73H108ZM111 72V73H110ZM128 72V73H127ZM55 73H57V74H55ZM74 73L76 74L75 75V77H78V78H74ZM114 73V74H113ZM122 75H121V74ZM126 75H129V76H126ZM112 76H111V75ZM119 74V75H118ZM123 74H124V76H125V78H124V76H123ZM61 75V76H60ZM98 75H100V76H98ZM108 75H109V77H108ZM116 77H115V76ZM47 76H48V78H47ZM58 76V77H57ZM67 76V77H66ZM111 76V77H110ZM114 76V77H113ZM45 77V78H44ZM56 77L58 78L56 81H55V79H56ZM62 77H64V78H66L65 80L67 81V83H65V85L63 84L64 83V79L62 78ZM81 77V78H80ZM99 77H101V78H99ZM102 77H103V79H102ZM106 77H107V79H106ZM129 77V78H128ZM60 78V79H59ZM62 78V79H61ZM68 78V79H67ZM73 78H74V80H73ZM80 78V79H79ZM105 78V79H104ZM109 78H113L112 80L111 79H109ZM117 78V79H116ZM123 78H124V80H123ZM127 78H128V80H127ZM131 78V79H130ZM43 79V80H42ZM48 79V80H47ZM86 79V80H85ZM88 79V80H87ZM119 79H121V80H123L124 82L123 83H127V82H131V83H133L132 85L131 84H129V85H131L130 87L129 86H124L123 87V85H122V83L120 82L121 80H119ZM135 79H136V77H135ZM50 80V81H49ZM54 80V81H53ZM63 80V81H62ZM69 80V81H68ZM79 80H80V82H79ZM109 80H110V83H109ZM117 80H119V82L117 81ZM127 82H126V81ZM131 80V81H130ZM47 81V82H46ZM62 81V82H61ZM65 81V82H66ZM74 81V82H73ZM84 81V82H83ZM107 83H109L110 84V86L108 85V84H105L106 82ZM112 81V82H111ZM115 81V82H114ZM43 82V83H42ZM54 82V83H53ZM79 82V83H78ZM114 82V84H112ZM118 82V83H117ZM50 83H51V85H50ZM73 83V84H72ZM102 83V84H101ZM26 84V85H25ZM61 86H60V85ZM72 84V85H71ZM103 84H105L104 86H103ZM115 84H117V85H115ZM121 84V86L123 87L122 89H119L120 87L118 86V85H120ZM73 85H75V86H73ZM125 85V84H124ZM43 86V87H42ZM48 86V87H47ZM55 86V87H54ZM65 86V87H64ZM111 86H113V87H115V88H113V89H115L114 90V92L113 91H111V93H110V95H109V92H110V89L111 90H113L112 88H110ZM138 86V85H137ZM73 87V88H72ZM83 87V88H82ZM84 87H86V89H84ZM96 87V88H95ZM118 87V88H117ZM126 87H128V88H126ZM44 88V89H43ZM48 88V89H47ZM126 88V89H125ZM26 89V90H25ZM72 89V90H71ZM102 89H104V92L102 91ZM106 89H107V91H106ZM119 89V90H118ZM131 90V91H129V90ZM28 90V91H27ZM44 90V91H43ZM74 90V91H73ZM77 90V91H76ZM94 90H95V93H94ZM122 90V91H121ZM134 90V91H133ZM82 91V92H81ZM84 91H86V92H84ZM88 91H89V94H88ZM98 91H99V93H98ZM105 91H106V93H107V97L105 96ZM109 91V92H108ZM120 91V92H119ZM130 93H129V92ZM137 91V90H136ZM135 91V92H136ZM28 92V93H27ZM44 92V93H43ZM102 94H101V93ZM115 92H117L116 94H115ZM127 92V93H126ZM42 93V94H41ZM48 95H47V94ZM77 95H75V94ZM93 93V94H92ZM98 93V94H97ZM122 93V94H121ZM137 93V95H138V92H136ZM136 93H134L135 95H133L132 94V98L134 97V98H136L137 97V95H136ZM58 94H59V96H58ZM73 94H74V96H73ZM114 94V95H113ZM127 94V96H125ZM130 94V95H129ZM45 97H44V96ZM55 95V96H54ZM92 95H93V97H92ZM94 95H95V97H94ZM101 97V99H99L100 97ZM119 95V96H118ZM52 96V97H51ZM80 96H82V97H80ZM85 96V97H84ZM88 96H91L90 97V99H88L89 97ZM105 96V97H104ZM116 96H118L117 97V99L121 96V98H119V99H122L123 100V102L125 103L126 102V100H129L128 98H130V101H127L126 102V104H125V106H124V104H121V103H123L122 102V100H121V102H120V100H116ZM123 96H125L126 98H125V100H124V97ZM139 96V95H138ZM87 97V98H86ZM123 97V98H122ZM30 98V99H29ZM38 98V99H37ZM77 98H78V101H77ZM95 98V99H94ZM110 99V100H112L113 102H112V104H109V103H107V101H108V99ZM133 98V99H134ZM138 98V97H137ZM140 98V97H139ZM139 98L138 99H136L137 101H134V102H136L135 104H137L136 106H135V104H134V106L135 107H137L136 109L137 110H139L141 107H140V105H141V100H139ZM50 99H51V101H50ZM56 99V100H55ZM82 99H83V101H82ZM93 99H94V101H93ZM114 99H115V101H114ZM81 100V101H80ZM91 101V102H90ZM118 101V102H117ZM138 101H140V103L138 102ZM2 102V103H1ZM49 102V103H48ZM83 102V104L85 105V103H86V105L84 106L83 104H81ZM90 104H89V103ZM98 102V103H97ZM102 102V103H101ZM110 102V101H109ZM120 102V104L121 105H119L118 103ZM139 104H138V103ZM5 103V104H4ZM53 103V104H52ZM77 103V104H76ZM78 103H80V105H82V106H80ZM96 103V104H95ZM105 103H107L106 105H105ZM111 103V102H110ZM119 107H122V109H124L123 107H126V105L127 106H129V107H131V109L129 108H125L126 110H121V108H119L120 109V111L121 112H119V109H117L118 107L117 106H115V104ZM88 104V105H87ZM99 104V106H96V105H98ZM104 104V105H103ZM132 104V105H131ZM5 105V106H4ZM53 105H54V107H53ZM79 105V106H78ZM90 105V106H89ZM94 105V106H93ZM103 107V106H106V107H103L104 108V110L101 108V106ZM2 106H4V107H2ZM76 106H77V108H76ZM87 106V107H86ZM91 106H93V107H91ZM96 106V107H95ZM111 107V113L112 114H110V110H109V108ZM37 107V108H36ZM45 107V108H44ZM84 107V108H83ZM86 107V108H85ZM90 109H89V108ZM97 107H99L98 108V110H100V111H98V112H96L95 110H94V108H97ZM113 107V108H112ZM134 107V108H135ZM138 107H140V108H138ZM7 108H9V109H7ZM101 108V109H100ZM106 108H108L107 109V111L109 112H106L105 113V111H106ZM114 108H116L117 110H118V114L117 113H115L114 112V114H113V110L112 109H114ZM133 108V109H134ZM79 109H81L82 111H78ZM77 112H76V111ZM87 110V111H86ZM88 110H90V111H92V110H94V111H92V113H91V115H88V113H90V112H88ZM131 110V112H129ZM114 111H115V109H114ZM126 111H128V112H126ZM141 111H142V109H141ZM80 112H82V113H80ZM86 114V117H85V115H84V113ZM93 112L95 113V114H93ZM103 112V113H102ZM124 112V113H123ZM139 113H140V111H138ZM138 112H136V113H138ZM59 113V114H58ZM121 113V114H120ZM126 113V114H125ZM129 113V114H128ZM139 113H138V115H135V112H134V116H135V118H137V121L136 122H139V121H141L142 122V114L141 115H139ZM142 113V112H141ZM97 114H99V116L97 115ZM103 114V115H102ZM104 114H107V115H104ZM117 114V117L119 116V117H121L120 118V120L122 119V117L123 116H127V117H129V118H127V117H125L124 118V120L123 121H126V126H125V124L123 123V121H119L118 120V122H119V124H116V123H118L117 122V119L119 118H117L115 115ZM132 114V113H131ZM80 115V116H79ZM83 115V118H81V116ZM90 116L89 118V121L87 120L88 118V116ZM108 115H110V116H112V118H109V117H107V118H105V116H108ZM121 115H123V116H121ZM133 115H131L132 116V118H134V116ZM75 116V117H74ZM97 116V117H96ZM136 116H139V117H141L140 119H139V117H136ZM13 117V118H12ZM69 117V118H68ZM79 117V118H78ZM104 118V120L103 119H100V118ZM115 117V118H114ZM29 118V119H28ZM96 118V119H95ZM116 119V121L114 120V119ZM131 118V119H132ZM134 118V119H135ZM19 119V120H18ZM78 119H81V123H83L84 125L82 126V125H80L81 123L79 122V120ZM83 119V120H82ZM87 121H86V120ZM95 119V120H94ZM109 121H108V120ZM113 121H112V120ZM127 119V120H126ZM131 119L129 120V122L131 121ZM138 119H139V121H138ZM76 120H78V121H76ZM84 120H85V122H84ZM97 120H100V121H104L103 122V124L106 122V123H108V124H104V126H103V124L99 121H97ZM113 122V124H111L112 122ZM132 121H134L135 122V120H133L132 119ZM131 121V122H132ZM26 122V123H25ZM78 122H79V124H78ZM95 122V123H94ZM98 124H97V123ZM109 122H110V124L111 125H109ZM115 122V123H114ZM120 122H122V123H120ZM141 122H139V123H141ZM81 127V128H79V126L77 125V124ZM88 125H87V124ZM91 123L93 124V127H92V125H91ZM101 123V124H100ZM23 124V125H22ZM76 124V126L75 127H72V126H74ZM86 124V125H85ZM121 124V125H120ZM132 124V123H131ZM22 125V126H21ZM107 125V126H106ZM119 125L121 126V127H119ZM133 126H134V124H132ZM135 125H138L137 126V129H142V128H138V127H140L141 126V124H140V126H139V124H136L135 123ZM143 125V124H142ZM150 125V127H153V128H151V129H153V131L154 130H156V128H157V126H156V128L154 127L155 125L154 124H152V126H151V124H149ZM20 126H21V128H20ZM26 126H28V127H26ZM71 126V127H70ZM87 126V127H86ZM95 126V127H94ZM97 126H102L101 128H96ZM108 127V126H110L111 127V129L109 128H107V129H105L106 127ZM116 126H117V128H116ZM133 126H130V127H132V129H135L136 128V126H134V128H133ZM144 126H146L145 127V131L148 129L147 127H149V126H147V125H144ZM26 127V128H25ZM86 127V128H85ZM90 128V129H88L89 131H92V133L91 132H89L88 130H87V128ZM103 127H105V128H103ZM113 127H114V129H113ZM122 127H125V128H122ZM150 127H149V129H150ZM73 128V129H72ZM75 128V129H74ZM93 128V129H92ZM147 128V129H146ZM48 129V130H47ZM77 129H79L78 131H81V129H82V134L83 135H81V134H79L78 133V131H75V130H77ZM85 129V130H84ZM95 129V130H94ZM101 130V132H105V133H101V132H98L99 130ZM102 129H103V131H102ZM105 129V130H104ZM116 129V130H115ZM121 130V135H120V133H118V130ZM125 129V130H124ZM126 129H129V132H128V130H126ZM137 129H136V131H137ZM144 129V128H143ZM150 129V130H151ZM55 130V131H54ZM108 130H110L109 132H107ZM111 130H113V131H115V132H113V131H111ZM124 130V131H123ZM150 130H147L146 131V133H148ZM66 131V132H65ZM116 131H117V133H118V135H120V136H123L122 138L120 137V136H118L117 134H116ZM123 131V132H122ZM139 131H142L141 132V135L142 136H144L143 138H148L149 137V134H146V136L148 135V137H146L145 136V134L143 135V133H144V131L143 130H138L136 133H138ZM153 131H151L152 133H151V135L152 134H154L153 133ZM25 132V133H24ZM48 133V135H46L47 133ZM70 132H71V134H73V137H74V139H76L75 137L77 136L78 138H77V140H76V145H72V144H74L73 143V141H74V139H73V137H71V134H70ZM74 132V133H73ZM111 132H113V133H111ZM127 132V133H126ZM135 132V131H134ZM155 132V131H154ZM84 133H86V134H88V135H90V136H86V134H84ZM98 133H100V136H99V134ZM107 133H108V135L110 136H108L107 135ZM156 133V132H155ZM51 134H52V136H51ZM74 134H76V135H74ZM78 134H79V136H78ZM96 134H98V137H97V135ZM104 134H105V137H104ZM111 134H112V136H111ZM115 134V135H114ZM123 134H126V136H127V134L130 136L129 138H131L130 140H132V141H134L135 143H137V145L134 143V142H132L133 143V145L132 146H134V147H131V148H129L128 149V146L130 147L131 145H128V143L130 142V140H129V142H128V140H127V137H125ZM140 134V133H139ZM139 134H137V137H139L138 135ZM158 134V133H157ZM157 134H155V136L157 135ZM43 135V136H42ZM161 135V134H160ZM52 138H51V137ZM55 136V137H54ZM86 136V137H85ZM94 136V137H93ZM117 136V137H116ZM154 135H152V137H153ZM159 136V135H158ZM45 137V138H44ZM66 137V138H65ZM70 137V138H69ZM92 137H93V139H92ZM101 137V138H100ZM151 137V138H152ZM13 138V139H14ZM43 138V139H42ZM47 138V139H46ZM54 138H56L57 139V141H58V143H55V142H52V140H54ZM88 138H91V139H88ZM100 138V139H99ZM105 138V139H104ZM108 138V139H107ZM126 138V139H125ZM150 138V139H151ZM154 138V137H153ZM152 138V140H155V138L153 139ZM12 139V140H13ZM27 139V140H26ZM45 139V140H44ZM89 140V141H87V140ZM112 139V140H111ZM114 139H115V141H114ZM122 139H124V141L122 140ZM137 139V141H135ZM141 139H142V137H141ZM150 139H147V142L146 143H148V140H150ZM23 140V141H22ZM79 140V141H78ZM103 141V143H102V141ZM106 140H108V142H106ZM143 140V139H142ZM152 140L150 141V142H152ZM45 141V142H44ZM51 141V142H50ZM68 141V142H67ZM96 143H95V142ZM100 141V142H99ZM119 141V142H118ZM126 141V142H125ZM42 142V143H41ZM71 142V143H70ZM87 142L88 143H90V146L88 147V145L89 144H87ZM93 142V143H92ZM98 142H99V144H98ZM121 142V143H120ZM128 142V143H127ZM142 142V141H141ZM140 142V143H141ZM144 142V143H145ZM62 143V144H61ZM92 143V144H91ZM106 143V144H105ZM119 143V146H120V149H118L119 148V146L118 145H116L115 146V144H118ZM123 143V144H122ZM125 143V144H124ZM131 143V144H132ZM60 144V145H59ZM78 144H79V146H78ZM135 144V145H134ZM30 145V146H29ZM36 145H38V146H36ZM59 145V146H58ZM85 145H87V146H85ZM99 145V146H98ZM104 145H106V146H104ZM122 145H123V147L126 145H128L125 149H127V150H130L129 151V153H126L128 156V158L126 157V155H125V152H128V151H125V149L124 150H122ZM58 146V147H57ZM69 146H72V147H69ZM108 146V147H107ZM139 146V148L142 150H140L139 148V150H140V153H139V155H137L138 153H136L135 155H137L138 157H141L142 156V158L140 159L139 158V160L137 159V161H139V165H138V169H137V167L135 168H133V167H131L132 168V170L134 169H136L137 171H136V174L135 173H132L133 174V176L134 177H131V178H129L130 177V175L132 176V174H131V172H133V171H131V168H130V170L128 169L129 167H128V165L126 164V162L128 163H130L131 161H130V155L129 154H133L134 153V151H133V149L137 152V147ZM143 146V145H142ZM23 147H25V145L23 146ZM37 147V148H36ZM73 147H75V148H73ZM83 147H85V149L87 150V153H85L86 151H84L83 152V150H85V149H83ZM89 148V150L87 149V148ZM92 147V149H90ZM95 147V148H94ZM100 147H104V148H100ZM113 147H114V149H115V151H114V149H113ZM136 147V148H135ZM147 147V146H146ZM45 148V149H44ZM80 148V149H79ZM156 148V147H155ZM155 148H153V150H156ZM100 149H101V151H100ZM102 149H104L103 151H102ZM144 149V148H143ZM77 150H81L80 152H81V154H80V157H79V151L77 152V154L78 155H76V151ZM95 150V151H94ZM117 150V151H116ZM138 150V151H139ZM146 150V149H145ZM149 152H148V151ZM146 151H147V154H151L152 156L155 154L156 155V153H154V152H152L153 150H152V148L151 149H147ZM40 151H42V152H40ZM91 151V152H90ZM96 151H98V153L96 152ZM100 151V152H99ZM124 151V152H123ZM40 154H39V153ZM50 152V153H49ZM94 152V153H93ZM102 152V153H101ZM131 152V153H130ZM145 152V151H144ZM36 153V154H35ZM42 153V154H41ZM50 155H49V154ZM102 154V156L105 154V156H99V155H101ZM117 153V154H116ZM121 153H122V155H121ZM83 154H84V156H83ZM94 154V155H93ZM96 154V155H95ZM99 154V155H98ZM120 154V155H119ZM150 154H149V156H150ZM35 155V156H34ZM76 155V156H75ZM86 155V156H85ZM98 155V156H97ZM134 155V154H133ZM82 156V157H81ZM92 156V157H91ZM95 156V157H94ZM112 156V157H111ZM136 156V157H137ZM151 156V157H152ZM85 157V159H83ZM90 157V158H89ZM97 157H102L101 159L99 158H97ZM121 157V158H120ZM123 157V158H122ZM133 157V159H132V161H134V157L135 156H132ZM135 157V158H136ZM137 157V158H138ZM13 156H10L8 153H6V152H4L2 149H1V147H0V264H44L45 262H49V263H51V264H56V263H63V264H98L97 262H96V260H95V258L93 257V255H92V251H91V246L89 245L90 243H89V239L82 233V232H80V231H75L76 229H75V226L73 227V225H72V223H73V221L70 219V218H68V216L65 218V217H61L60 215H55L54 214V208L52 209L51 207H50V204H48V202H47V200H46V202H45V198L44 199H42V197H44L43 195H42V188H41V186H37L36 184H34L33 182H31L30 181V177L28 176V175H26L25 174V167H26V163H24L23 161H21L22 163H24L23 165H21V164H19V163H21V162H17V160H19V159H17V158H15L16 159V161H14L13 159ZM66 158V159H65ZM75 158H78V159H75ZM89 158V159H88ZM97 158V161L95 160V159ZM124 158H126V160H129V161H123V160H125ZM130 158V159H129ZM75 159V160H74ZM81 159H83V161H82V163H81V161L80 160ZM90 159H93V160H90ZM104 161H103V160ZM115 159V160H114ZM21 160V159H20ZM89 161V162H87V161ZM100 160L101 161H103L102 162V164H101V162H100ZM106 160H108V161H106ZM120 160H122L121 162H120ZM136 160V159H135ZM38 161V162H37ZM49 161V162H48ZM79 161V163H77ZM84 161H86L88 164L86 165L85 164V162ZM93 161V162H92ZM48 162V163H47ZM91 162L92 163H95V164H97V166L95 165L94 166V164H91ZM96 162H98V163H96ZM100 162V163H99ZM125 162V163H124ZM135 162V161H134ZM134 162H131L132 164H134ZM149 162H152V161H149ZM39 163V164H38ZM84 163V164H83ZM109 163H110V165H111V163H112V166L110 167L109 166ZM117 163H121V166H120V164L118 165ZM123 163H124V167L125 168H122V171L124 172V169H125V171H126V168H127V172H126V174L127 175H129V172H130V175H129V179L127 180V182H129L128 183V185L130 184V188H132V190H130L132 193H131V195H130V192H129V189L130 188H128V186H126L127 185V182H122V181H124V179L123 178H125V177H127L126 175H125V172H124V174H123V172L121 173V174H118L119 173V170L118 169H120L119 167H122L123 166ZM136 163V162H135ZM16 164V165H15ZM79 164V165H78ZM100 166H99V165ZM108 164V165H107ZM113 164H116V166L118 165L119 167H116V168H118V169H116L117 171H118V173H116L114 170L115 169H113L114 167H115V165H113ZM125 164H126V166H125ZM84 165V166H83ZM85 165H86V167H85ZM91 166V168L92 167H94V168H89V167H87V166ZM131 165V164H130ZM136 165H137V163H136ZM23 166H25L24 168H23ZM53 166V167H52ZM57 166H56V169H57ZM58 166V167H59ZM64 166V167H63ZM75 166V167H74ZM84 167L85 169H83L82 167ZM104 166V168H101V167H103ZM107 166H109V167H107ZM133 166V165H132ZM44 167V168H43ZM50 167H52L51 169H50ZM70 167L71 168H73V169H70ZM97 167H99V168H97ZM105 167H107V168H105ZM113 167V168H112ZM59 168V169H60ZM97 168V169H96ZM113 169V170H110V169ZM56 169H54V170H56ZM59 169H57V170H59ZM70 169V170H69ZM89 169V170H88ZM99 169H101V170H99ZM108 169V172L106 171ZM46 170V171H45ZM53 170V171H54ZM56 170V171H57ZM128 170H129V172H128ZM53 171H52V174H51V172L50 173H46L47 175H53L54 176V174H53ZM63 171V172H62ZM98 171V172H97ZM104 171H106L107 173H105ZM112 171H114L113 172V174H111V172ZM55 172V171H54ZM79 172V173H78ZM86 172H87V174H86ZM89 172H90V174L92 173H94L95 172V174H93V176H92V174H91V176H89L90 178L88 179L87 177H86V179H85V175H89ZM135 172V171H134ZM74 173V174H73ZM78 173V174H77ZM84 174V175H79V174ZM97 173H101V174H97ZM45 174V173H44ZM58 174V173H57ZM57 174H55V176L57 175ZM77 175H78V177H80V180H82L81 182H80V180H79V182L80 183H78L77 184V179H79L78 177H77ZM96 175H100V176H97V180H96V178L94 179V176H96ZM101 175H102V178H101ZM52 176V177H53ZM58 176V175H57ZM60 176V175H59ZM83 176H84V178H83ZM113 176H115V175H113ZM113 176L111 177V178H113ZM139 176V177H138ZM29 177V178H28ZM91 177H93L92 179H94V180H92L91 179ZM120 177V178H121ZM54 178V177H53ZM69 178H67L68 179V181H69ZM82 178V179H81ZM110 178V181L109 182H111V185H112V179ZM133 178L135 179V181L133 182ZM33 179V178H32ZM137 179V180H136ZM55 180H57V178H55ZM89 180H90V183H89ZM102 180V181H103ZM130 180V181H129ZM139 180V181H138ZM33 181H34V179H33ZM100 181H98V182H100ZM102 181H101V183H102ZM116 181V180H115ZM115 181L113 182V184L115 183ZM125 181H126V178H125ZM137 181V182H136ZM35 182V181H34ZM133 182V183H132ZM83 183V182H82ZM87 183H84L85 185L87 184ZM101 183H100V185H101ZM105 182H103L102 183V188L100 187V185H99V187H100V189L103 191V184H104ZM80 184V185H79ZM83 184V185H84ZM87 184V185H88ZM92 184V185H93ZM96 184L97 185H95L96 187H98V184L99 183H97L96 182ZM109 184V183H108ZM75 185V186H74ZM78 185V189H75V187ZM84 185V186H85ZM86 185V186H87ZM91 185V186H92ZM106 185V184H105ZM110 185V184H109ZM116 185V184H115ZM122 185V186H121ZM79 186H81L80 188H79ZM84 187V188H82L83 190H84V192H85V194L86 195H84V193H83V191H82V193H83V199L84 198H86L87 196H90V193H92L91 195H92V198L94 197V198H96L95 196H96V194L95 195H93L94 194V192H92V187H90L89 185V187L88 188H90V190H91V192L90 191H88V189H87V187ZM94 186V185H93ZM94 186V188H96ZM108 186V185H107ZM114 186V185H113ZM132 186V187H131ZM106 187V186H105ZM112 187V186H111ZM110 187V188H111ZM77 188V187H76ZM109 188V189H110ZM114 188V187H113ZM113 188H112V192H113ZM116 188V191H114V193L115 192H117V187H115ZM140 188V187H139ZM98 189L99 188H97V189H95V191L97 190L98 191ZM109 189L107 190V189H105V191H109ZM121 189L122 190H124V191H127V192H124V194H121V192H123V191H121ZM64 190V191H65ZM94 190V189H93ZM100 190V191H101ZM111 190V189H110ZM115 190V189H114ZM137 190H139V189H137ZM105 191H103L104 193H105ZM121 191V192H120ZM135 192H137L136 190H134ZM69 192V191H68ZM77 192H78V194H77ZM90 192V193H89ZM110 192V191H109ZM109 192H108V195H110L109 194ZM112 192H110L111 193V195H113L114 193H112ZM96 193H98V192H96ZM118 193V192H117ZM116 193V194H117ZM118 193V194H119ZM125 193H129V196L127 197V195L125 194ZM87 194H89V195H87ZM99 194H100V196H98L97 195V200L98 201H101L103 198H101V200H100V198H98V197H104V196H101V192H99ZM80 195V196H79ZM106 196H108L107 194H105ZM111 195H110V199H111ZM125 195V196H124ZM84 196H86V197H84ZM113 196H115V195H113ZM117 196H119V195H117ZM117 196H115V197H112V199L110 200L111 202H112V200H113V198H116ZM120 197V199H122ZM81 198V199H80ZM94 198L92 199L93 200V202H94V207H95V204H96V202L94 201ZM107 199H109V197H106ZM130 198H129V200H130ZM90 199H91V197H90ZM105 199V198H104ZM85 200H88L89 201V199H84V200H81V201H83V202H85V204H83L84 206H82V204H80V203H83V202H81V201H79L78 203L77 202H75L74 200H73V202H75V203H77V205H75V203H74V207H79V204L82 206V207H84V208H86V210L85 211H87V206L89 207V204L91 203V205H92V203L93 202H86ZM116 201H114L113 200V202H116L117 203V200H119V199H115ZM129 200H127V202L129 201ZM98 201H97V204H99L98 203ZM104 201H106L107 203H108V201L109 200H103V201H101L100 202V204L103 202V204H101L102 206L103 205H106V203L104 202ZM109 201V202H110ZM123 201H125V198H124V200ZM123 201H120L119 200V202H123ZM112 202V204H114ZM126 202V203H127ZM105 203V204H104ZM120 203V205L118 204L117 206H115L114 205V207L116 208V207H119L120 208V206L124 203H122L121 204ZM126 203L124 204V205H126ZM88 204V205H87ZM96 204V205H97ZM112 204L111 203H108V208H106V211L108 212V213H110V216H107L106 214V212L102 209L101 211L102 212H104V213H106V214H104V215H106L107 217H99V218H97V220L98 219H103V218H106V219H108V220H110L109 219V217H111V215H112V217L115 219V220H117L116 218L118 217V215L116 216V217H114L117 213H115V212H118V214L120 213L121 214V212H123V206L124 205H122V207H121V209H119V211H118V208H113V206H112ZM131 204V203H130ZM91 205H90V207H91ZM101 205H98V206H96L97 207V213L96 214H98V210L99 209H101L100 208V206ZM111 205V206H110ZM127 205H128V203H127ZM90 207H89V209H90ZM93 207V208H94ZM99 207V208H98ZM51 208V209H50ZM81 208V207H80ZM92 208V207H91ZM92 208V209H93ZM104 208V207H103ZM83 209V208H82ZM96 210H93V211H96ZM91 211V210H90ZM115 211V212H114ZM56 212V211H55ZM92 212V211H91ZM57 213V212H56ZM87 213V215L90 213L89 211H87L86 212ZM111 213H113V214H111ZM92 214V216H94L95 214L94 213H91ZM91 214H90V219H92L93 217L91 216ZM94 214V215H93ZM100 214H101V216H102V213L100 212ZM52 215V216H51ZM111 217V218H112ZM112 218V219H113ZM94 219V218H93ZM92 219V220H93ZM68 220V221H67ZM71 220V221H70ZM64 221V222H63ZM110 221H114V220H110ZM69 228H71L70 230H69ZM73 228V229H72ZM75 229V230H74ZM68 230L71 232V230H72V232L70 233V232H68ZM54 231V232H53ZM43 232V233H42ZM76 232H77V234H76ZM80 232V233H79ZM44 234L45 235H47V236H44ZM80 240V242L81 241H83V242H79V240ZM83 243H85V245H83ZM88 245V247H87V245ZM89 248H91V249H89Z\"/></svg>",
    "mask_w": 264,
    "mask_h": 264
}]
</instances>
